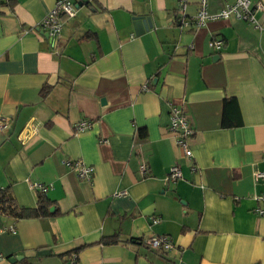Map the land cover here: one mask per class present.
Wrapping results in <instances>:
<instances>
[{
    "label": "crops",
    "instance_id": "obj_1",
    "mask_svg": "<svg viewBox=\"0 0 264 264\" xmlns=\"http://www.w3.org/2000/svg\"><path fill=\"white\" fill-rule=\"evenodd\" d=\"M57 1L0 0V190L26 209L39 194L53 203L45 217L0 212V264H67L72 251L76 264H264V0L256 24L200 28L182 24L176 0H72L53 45L38 25ZM197 11L191 1L184 14ZM137 18L152 27L137 32ZM172 106L195 131L191 158ZM66 161L93 167L91 182ZM176 164L183 177L168 182ZM154 235L175 249L149 248Z\"/></svg>",
    "mask_w": 264,
    "mask_h": 264
},
{
    "label": "built area",
    "instance_id": "obj_2",
    "mask_svg": "<svg viewBox=\"0 0 264 264\" xmlns=\"http://www.w3.org/2000/svg\"><path fill=\"white\" fill-rule=\"evenodd\" d=\"M179 2L182 15V24L185 26H195L200 28L205 26L209 21L219 19H229L231 17L238 20H244L250 23L256 24L255 12L262 9L261 3L253 6V0H231L225 3L222 9L212 13L209 11V0H176ZM191 1H195L198 6L197 14L193 17L187 18L184 14L187 6ZM76 8L72 0H58L54 8L47 14V16L38 25L39 29L45 30L49 34L52 44L59 39L63 25L66 19L75 17ZM259 26V25H258ZM257 26V27H258ZM210 46L220 49L223 44L219 40H214L210 43ZM171 123L170 130L176 135L177 145L183 151L186 157H192V151L189 145V139L194 135V129L190 125L188 117L185 111L178 107H171ZM90 126V122H82L77 124L75 129L77 132H83ZM9 127L8 118H0V136H2ZM64 164L70 168H73L77 176L86 182H91L94 168L84 165L80 161H66ZM150 167L148 163H143L140 167L142 175L146 176L149 173ZM182 170L179 165H173L167 176L168 182H176L182 179ZM257 180L264 178V172L257 171L255 174ZM32 188L39 189L42 193H46L47 188L39 183L31 184ZM257 200L262 204L261 207L256 209V213L260 216H264V193L257 197ZM154 223H157V219H153ZM14 231V228H11ZM145 243L147 246L161 254L168 253L175 249L173 240L168 235H154L149 237ZM78 259L77 253H72L67 264H76ZM0 260L2 256L0 255Z\"/></svg>",
    "mask_w": 264,
    "mask_h": 264
},
{
    "label": "trees",
    "instance_id": "obj_3",
    "mask_svg": "<svg viewBox=\"0 0 264 264\" xmlns=\"http://www.w3.org/2000/svg\"><path fill=\"white\" fill-rule=\"evenodd\" d=\"M47 93V89L44 90L43 94ZM229 100V99H228ZM227 100V101H228ZM226 101V102H227ZM229 102V101H228ZM232 125L228 120L224 118V126ZM53 207V203L43 194H39L38 197V205L36 209H26L19 207L12 196L10 195L8 190H0V212H9L14 217L22 218V217H45L53 215L51 213V208ZM119 239L117 236L104 238L101 243L106 245L117 244ZM76 251H72L69 253L71 256L72 253Z\"/></svg>",
    "mask_w": 264,
    "mask_h": 264
},
{
    "label": "water",
    "instance_id": "obj_4",
    "mask_svg": "<svg viewBox=\"0 0 264 264\" xmlns=\"http://www.w3.org/2000/svg\"><path fill=\"white\" fill-rule=\"evenodd\" d=\"M135 21L136 22L134 23V25H135V29L137 32H138L139 28H142V26H143L144 30H148L149 27H152V23L150 22L149 19H147V20L141 19L140 20L139 18H137ZM19 259H20L19 257H15V258L10 259V261L16 262Z\"/></svg>",
    "mask_w": 264,
    "mask_h": 264
}]
</instances>
